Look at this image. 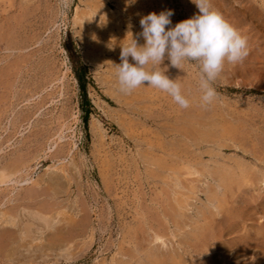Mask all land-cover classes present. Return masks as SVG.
<instances>
[{
    "label": "rangeland",
    "instance_id": "rangeland-1",
    "mask_svg": "<svg viewBox=\"0 0 264 264\" xmlns=\"http://www.w3.org/2000/svg\"><path fill=\"white\" fill-rule=\"evenodd\" d=\"M211 5L249 55L207 107L198 65L166 59L181 108L149 85L121 93L115 71L141 16L171 9L174 26L191 0H0V168L18 173L0 186V264H264V0Z\"/></svg>",
    "mask_w": 264,
    "mask_h": 264
},
{
    "label": "clouds",
    "instance_id": "clouds-1",
    "mask_svg": "<svg viewBox=\"0 0 264 264\" xmlns=\"http://www.w3.org/2000/svg\"><path fill=\"white\" fill-rule=\"evenodd\" d=\"M135 2L126 0L128 5ZM191 3L198 12L174 26L171 9L141 16V31L131 42L120 44L121 63L116 64L115 75L121 93L131 94L141 85H149L166 92L181 108H188L189 101L180 84L165 74L167 66L161 67L167 59L169 66L179 69H183L185 61L198 65L202 106H210L219 98L212 85L225 63L235 66L244 62L249 55L248 40L212 7L211 0H191ZM139 38L145 41L143 45L138 44Z\"/></svg>",
    "mask_w": 264,
    "mask_h": 264
},
{
    "label": "bare ground",
    "instance_id": "bare-ground-1",
    "mask_svg": "<svg viewBox=\"0 0 264 264\" xmlns=\"http://www.w3.org/2000/svg\"><path fill=\"white\" fill-rule=\"evenodd\" d=\"M164 7V6H163ZM99 7L97 6V5H95L94 4V6H92L91 7V10L89 11V14L91 15V14H93L94 13V11L95 10H97ZM133 11V10H132ZM135 12H136V14H137V11L135 10ZM86 14V13H85ZM77 17V16H76ZM76 19H79L78 17L76 18ZM75 19V20H76ZM99 27H100V25L98 24V22L95 20L94 22H93V32H92V35H97V34H99V32H98V29H99ZM127 32H129V31H127ZM109 33V32H108ZM111 33V32H110ZM125 33H126V31H125ZM11 34V33H10ZM124 34V33H123ZM91 35V36H92ZM125 35H127V34H125ZM110 36H111V34H110ZM108 38V37H107ZM120 39H121V37H120ZM125 39V38H124ZM114 40V39H113ZM117 42V41H116ZM119 42V41H118ZM123 44V43H122ZM95 44H93V46H94ZM116 45V44H115ZM118 45V44H117ZM119 46V45H118ZM101 51H102V48L100 49ZM91 52H95V46H94V49L93 50H90ZM92 58L94 59V60H96V61H98L99 60V58H100V56L99 55H94V56H92ZM111 80H112V78H111ZM108 83V82H107ZM114 83H115V81H114ZM114 83H113V85H114ZM116 83H117V81H116ZM113 85L111 84V86L113 87ZM117 86H118V84H117ZM106 90H108L109 92H111V94H113L114 93V91H113V89L111 88V87H108ZM118 99H120V97L118 98ZM120 102V101H119ZM240 145V144H239ZM256 160V159H255ZM16 170V169H15ZM15 174H18V173H16L15 171L13 172V171H11V170H8V169H6V168H4V166L2 167V168H0V186L1 185H7V184H9V183H15V182H17V179L15 180ZM15 175V176H14ZM264 176V175H263ZM31 179V178H30ZM19 180V179H18ZM25 181H26V179H24ZM21 181V180H20ZM19 181V182H20ZM28 181V180H27ZM26 181V182H27ZM187 189V188H186ZM189 190V189H188ZM42 203V202H41ZM182 203V202H181ZM51 206V205H50ZM223 211V210H222ZM150 218V217H149ZM13 220H14V218H13ZM9 221V220H8ZM172 236V235H171ZM162 237L161 236H157L156 235V239H161Z\"/></svg>",
    "mask_w": 264,
    "mask_h": 264
},
{
    "label": "trees",
    "instance_id": "trees-1",
    "mask_svg": "<svg viewBox=\"0 0 264 264\" xmlns=\"http://www.w3.org/2000/svg\"><path fill=\"white\" fill-rule=\"evenodd\" d=\"M67 49L70 51V48L67 47ZM71 58L73 59L72 56H71ZM73 61H75L74 62L75 64H73L72 69H73L75 77L79 83V88L81 90L83 104L88 105V107L83 110L84 111L83 121H84V123H86L88 120L89 113L91 112L89 100L87 98V93H86L87 67L85 65H83L78 59L77 60L73 59ZM83 107H84V105H83Z\"/></svg>",
    "mask_w": 264,
    "mask_h": 264
}]
</instances>
